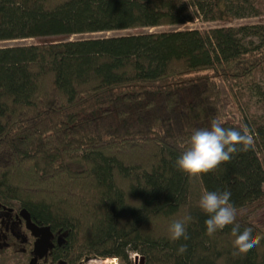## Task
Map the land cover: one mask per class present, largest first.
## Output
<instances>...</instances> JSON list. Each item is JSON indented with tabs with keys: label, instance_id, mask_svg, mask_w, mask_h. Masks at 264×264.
Returning a JSON list of instances; mask_svg holds the SVG:
<instances>
[{
	"label": "trees",
	"instance_id": "obj_1",
	"mask_svg": "<svg viewBox=\"0 0 264 264\" xmlns=\"http://www.w3.org/2000/svg\"><path fill=\"white\" fill-rule=\"evenodd\" d=\"M264 0H0V206L25 209L64 240L68 264H264V122L235 120L264 73V24L74 35L230 21L261 15ZM216 119L253 142L189 177L176 161L194 130ZM231 192L236 223L260 243L234 256L232 227L208 235L202 193ZM191 216L188 240L170 239ZM187 252L178 255L181 245ZM0 250V264H12Z\"/></svg>",
	"mask_w": 264,
	"mask_h": 264
},
{
	"label": "clouds",
	"instance_id": "obj_2",
	"mask_svg": "<svg viewBox=\"0 0 264 264\" xmlns=\"http://www.w3.org/2000/svg\"><path fill=\"white\" fill-rule=\"evenodd\" d=\"M253 142V137L247 130L241 131L235 128H226L216 119L211 121L209 128L194 130L189 139V146L176 161V166L190 178L200 174H207L215 170L221 163L229 162L232 155L237 151H247ZM230 191L205 190L199 200L200 209L208 215L205 226L208 235L214 234L217 230L226 226L232 227L234 239L233 255L247 253L256 247L262 237L253 235V227H246L240 230L236 223L237 209L230 203ZM192 220L191 216H185L181 220L173 221L169 227L170 239L177 241L183 238L188 240L186 224ZM187 252V245H181L178 255Z\"/></svg>",
	"mask_w": 264,
	"mask_h": 264
},
{
	"label": "flooded vegetation",
	"instance_id": "obj_3",
	"mask_svg": "<svg viewBox=\"0 0 264 264\" xmlns=\"http://www.w3.org/2000/svg\"><path fill=\"white\" fill-rule=\"evenodd\" d=\"M20 211L21 208L0 206V250H9L11 263L68 264L62 255L65 249L62 237L48 226L33 223L30 217L35 228H27Z\"/></svg>",
	"mask_w": 264,
	"mask_h": 264
},
{
	"label": "rangeland",
	"instance_id": "obj_4",
	"mask_svg": "<svg viewBox=\"0 0 264 264\" xmlns=\"http://www.w3.org/2000/svg\"><path fill=\"white\" fill-rule=\"evenodd\" d=\"M261 15L258 16H245L242 18L233 19L230 21L220 22H202L200 19H194L191 22H187L178 26H160L150 29H127V30H117L109 31L103 33L95 34H83L74 35L69 37V40L84 39V38H98V37H110V36H123L127 34H136L141 32H168L173 30L182 29H209L221 26V24H226L227 26H240V25H252V24H264V10L260 7ZM65 39L64 37H51V38H34V39H23L14 40L8 42H0V46H9L15 44H42L53 41H59ZM259 89L255 87L252 92H247V94L241 100L239 107L235 110V120L238 121L244 128L246 123H251L256 119H260L264 122V73L258 77ZM264 189V186H263ZM249 221L255 226L264 230V207L260 209L253 210L248 214ZM125 264V263H123ZM127 264V263H126Z\"/></svg>",
	"mask_w": 264,
	"mask_h": 264
},
{
	"label": "built area",
	"instance_id": "obj_5",
	"mask_svg": "<svg viewBox=\"0 0 264 264\" xmlns=\"http://www.w3.org/2000/svg\"><path fill=\"white\" fill-rule=\"evenodd\" d=\"M129 264H138L140 256L137 253L129 254ZM79 264H122L116 257H99L82 258Z\"/></svg>",
	"mask_w": 264,
	"mask_h": 264
},
{
	"label": "water",
	"instance_id": "obj_6",
	"mask_svg": "<svg viewBox=\"0 0 264 264\" xmlns=\"http://www.w3.org/2000/svg\"><path fill=\"white\" fill-rule=\"evenodd\" d=\"M20 215L25 219L27 228H31V229L35 228V226L30 223L29 215L25 209H21ZM44 229H46V228H44ZM138 264H143V261L141 258H140Z\"/></svg>",
	"mask_w": 264,
	"mask_h": 264
},
{
	"label": "bare ground",
	"instance_id": "obj_7",
	"mask_svg": "<svg viewBox=\"0 0 264 264\" xmlns=\"http://www.w3.org/2000/svg\"><path fill=\"white\" fill-rule=\"evenodd\" d=\"M129 254H131V253H129Z\"/></svg>",
	"mask_w": 264,
	"mask_h": 264
}]
</instances>
